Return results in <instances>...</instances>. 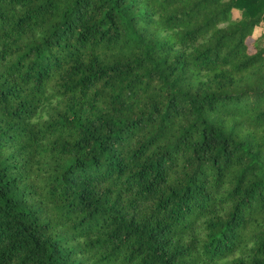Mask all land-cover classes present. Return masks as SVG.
<instances>
[{"label": "trees", "instance_id": "obj_1", "mask_svg": "<svg viewBox=\"0 0 264 264\" xmlns=\"http://www.w3.org/2000/svg\"><path fill=\"white\" fill-rule=\"evenodd\" d=\"M0 264H264V0H0Z\"/></svg>", "mask_w": 264, "mask_h": 264}]
</instances>
